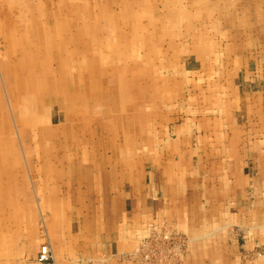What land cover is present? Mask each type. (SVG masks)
<instances>
[{
  "label": "rangeland",
  "instance_id": "1",
  "mask_svg": "<svg viewBox=\"0 0 264 264\" xmlns=\"http://www.w3.org/2000/svg\"><path fill=\"white\" fill-rule=\"evenodd\" d=\"M62 1L64 0H61V1L60 0H52V1L51 0H45V1L44 0H0V116H1L0 117V132H1L0 136H1L2 142H4V139L9 136V132L5 127H7L10 124V126L13 128L11 129L12 131L11 135H12V138L15 140L16 147L19 151L20 161L23 166L22 172L20 173L18 172V179H20L22 182H25L23 183V185L27 189L25 190L22 187L18 189L17 187L18 196H16V193H14V195L12 196L7 194L6 198L9 199V201L16 200L15 204H17V207H15L14 205L8 206L10 204V202H8L6 206L3 205L4 210L2 212V215L0 214V217H1L0 218V236H2L3 238L1 239L0 237V243H1L0 249L2 248L0 250V259L3 261L7 260V262L10 264H55L53 260H51V262L50 261L49 262L41 261L43 263L39 262L40 261L39 254H40L43 244L47 241L46 237H51L52 243H54L53 245H54V249L56 252L57 264H80L81 261H85L87 259L84 253H79V251H77V248L74 245L77 243L78 239L76 236L72 234V232L76 228L79 229L80 224L83 223V221L78 218L73 219L74 214L72 213V211L74 208H77L76 205H72L71 203L68 204L69 198H68L67 191L69 190L70 186H75V184L66 183V182L74 181L75 183H77V179L72 178L71 170L73 172L74 170L71 167L69 168L64 167V174L66 173V175H60L58 172L53 173V171L44 169L43 166L46 160V156L43 155V153L40 154L38 153V151L34 150V149H37L36 142L34 139L46 136L45 130H48V127L52 125L51 124L52 121H50L51 117H53V122L55 125L57 122H59L57 120L58 115L60 114L62 115V112L65 109L62 107L60 108L59 101L50 100V102H48L49 104L48 103L43 104V109L41 110L39 108L40 106L38 107V101L36 97H34L32 92H29L27 90L28 85H26L25 81L23 82L24 77L22 78L23 79L22 82L18 81V86L20 88L19 87L17 88L18 89L17 91H19L17 95L19 97L13 94L14 90L16 89H14V85L13 86L10 85V82L6 79V72H8L6 67L9 63L13 62V60L15 59V58H11V55H10V53L12 52V49H11L12 45L10 44V41L14 40V38H19L21 40L23 38L24 41L34 40L35 38L33 37V32L31 30L33 29L32 28L33 26L37 25L36 22H38V20L44 23L46 26H48V29H49L48 32L50 31L49 32L50 40L52 39L53 43L57 44L58 34H57L56 20L58 21V19H57L56 11L59 10L60 8L59 5H63V3L60 4V2ZM84 1H86L84 2L85 7H88V9L86 8L87 9L86 11H88L87 20L89 21V22L87 21L85 24L90 25L92 21L94 20L96 21V24H103V27H105L104 37H107L106 38L107 44L121 41L122 40V38L120 39L121 34L119 35L120 31L125 33L128 30L127 31L128 34L132 32L133 27H131V25L125 26V23H127L128 25L129 21L124 20V19H119L118 21H115L111 19V20H108L109 21L108 22L106 18L103 19V16H102V12L107 11V9H105L106 7L110 11H112V8H115V9H118L117 10L118 12L119 11L121 12L122 11L121 8L124 7V2L130 3V0H115V1L113 0L112 1L111 0H84ZM107 4L108 6H106ZM114 4H117V5H114ZM203 5H206V6H203ZM133 6H135V10L139 11L137 16H135L137 22L139 21L144 24H148L149 19L146 16V14L147 15L151 14L150 11L147 10L149 6H151V9L153 10L155 14L157 15L159 14L163 17L166 24H170L171 22H173L172 26L168 27L170 28V30L168 31V34L167 33L164 34V30L162 29V27L161 29H157V28L151 29L150 28L147 30V35L152 34V37H151L152 43L150 42L149 45L151 46L153 45L152 46L153 49L156 47L157 48L161 47L165 52L168 53V57L163 62V64L160 63L157 58L155 59L153 58L152 62L148 60L147 58L144 60L143 52H141L142 59H140V61L138 62H135L134 60H124L123 62V59L121 57L120 59L122 60H119V58L117 59L116 55L114 58H112L111 56V58L106 59L104 61L106 66L115 67L117 65L118 69L115 72H113V74L107 73L108 75L106 74V76L103 77V80H100L102 81V83H100V87L101 89H103L107 85L116 86V93L121 101V105H120L121 108L119 109V113L120 115H126L127 122L131 124L130 135L128 136L126 135L127 133L124 134V133L119 132L120 134H118L117 136V132L115 131L114 120L101 116V114L103 115L106 109V106H102L98 103L96 99L97 94L96 92H94V90H91L92 93H91V97L89 101H87L86 99L83 100L84 106H87L89 104L90 106L89 105L88 106L90 108L85 109L82 112L83 118L85 117V115L87 118L85 119V121H83L82 129L84 130L82 129L81 130L84 131V133L87 132L88 133V134L86 133L87 136H89L90 129L91 130L96 129L99 131V135H101V133L103 135L104 134L103 131L99 130L98 127L100 125V122L104 121V123L106 122V125L110 130V134H112V138H115V139L117 138L120 144L127 142L125 140L126 138L125 136L129 138L130 142H135L138 140L135 133H140V135H142L143 134L142 130L144 129V123L142 122V119L138 120L137 116H139L140 114L143 115L144 111L145 112L147 111L150 113V116H151L150 133L153 132V134H150V136L151 137L154 136L153 140L155 138L160 140V130H159L160 123L159 122L161 118H165L164 119L165 121H167L169 118H172V122L170 121L172 124V127L174 128H176L175 126L179 127L178 133H176L175 131L172 132L174 136L167 142L168 150L172 151V148L174 144L177 142V140H179L181 137H184L186 134L190 133L189 125L196 120V118H193L191 116L193 115V113H188L186 111H183L182 109V106L188 103H191L192 101H195L190 95H191V92L193 93V84H196L195 81L198 78L195 76L192 77V72L198 74L197 72H209V68L211 70L213 66L212 64L217 58L213 56V53L219 52L218 49H214L215 47L217 48L216 40L221 39L223 37L225 38L227 36V38L223 39V42L229 41L230 43H234V41L237 42V41H241L245 39L246 41L249 40L252 43V37H254L255 34L257 33L258 41H259L258 44H261L262 46H264V0H212V1L211 0H137L136 2L133 1ZM153 6L155 7V11L153 9ZM214 7L218 9V12L215 14V16H217L214 19L215 21H212V18H211L212 11H213L212 8ZM257 7L261 10V13L259 12L260 10ZM261 7L263 9H261ZM159 8H162V10ZM145 10H146V13H144ZM98 11H100V13ZM209 13L211 14L210 17L208 16ZM10 14L12 15L10 16ZM37 17L39 19H37ZM175 17H177L178 20L180 18V21L178 22L177 20L175 23L174 22ZM209 18L211 19L209 20ZM113 22L121 25L119 27L120 29L117 30L116 28L117 26H115V23ZM22 30L25 34H23ZM251 30L253 31L251 32ZM139 35L143 37L142 34H139ZM139 35L135 37L134 44L139 45V38H138L140 37ZM160 38H162V40ZM208 44L210 45L208 46ZM138 49H140L139 46H138ZM124 52L125 51H123V53ZM49 53L52 57L51 66L53 68H56L58 65V62L55 59L56 56L53 52H49ZM119 53L121 55L122 51H119ZM206 55L208 56V59L206 58L207 57ZM137 65L141 67V70L138 69L139 73L137 71ZM160 65H162L163 67H160ZM152 66L154 68L156 67L157 69H153ZM131 70L134 72H131ZM152 70L153 72H151ZM73 71L74 69L72 70V72ZM78 72H79L78 77L80 76V83L88 82V79L90 78L88 73L90 71L86 70V71H78ZM182 72H188V73L186 74ZM141 74L143 75L141 76ZM155 78L156 79L161 78L162 85H159L157 81L155 80ZM232 79L233 77L230 78V80ZM141 80L143 83L145 82L147 83V86H146L147 90L149 88L148 84L151 81L155 83L154 87H156V90L154 87H151L152 93L155 92L154 94L155 98L154 99L151 98L150 103L148 102V104L143 107L135 106L136 101H138L137 97L140 96L142 92L140 89L141 84H143ZM188 80H190L189 83H188ZM200 82H204V81L200 80ZM20 85L22 86V88ZM19 89L22 90L23 92L20 91ZM169 89H171L172 92H170ZM81 94L83 95V93ZM92 101H96V102H92ZM68 103H71V102L68 101ZM72 104L73 102L71 103V105ZM96 104H98V107H94L96 106ZM29 105H31V107ZM27 113L30 116H27L28 115ZM23 114L25 116H23ZM43 114H46V115L44 116ZM183 118H185V122L182 121ZM186 119L190 121H187ZM47 120L49 121V123H47ZM39 121H42V122L39 123ZM6 122H7V126L5 124ZM60 123L61 122L57 123V125L58 124L60 125ZM41 126L43 128H41ZM180 126H182V128L186 127V129L181 130L182 128ZM132 127L136 128L135 132L134 130H132ZM5 129L7 130V133ZM64 129L66 130L65 126L61 130L64 131ZM192 129L195 130L196 128L192 127ZM24 130H26L27 132H24ZM67 131L71 133L70 130H67ZM199 133L200 131L196 132V135ZM86 135L83 134V137H85ZM49 142L51 143V141ZM113 143L115 145L117 144L116 142H113ZM154 147L155 146H153V142L145 145L144 143L142 144L141 140H139V145L136 146V148L138 149V152L137 153L133 152L131 153L130 156H126L122 154V157H120L119 160L120 159L124 160L125 163H126V160H129L131 163H134V161H136L137 164H140V165L142 164L141 168H144L146 171L150 173L151 171L156 170V168L158 167L157 166L158 164H160L161 162H164V157L162 156V154H159V158H158L157 157L158 155L156 154V152L150 149ZM88 148L91 149L90 145L88 146ZM31 150H34V151H31ZM69 152L70 151H67L66 153H63L62 155H57L52 158V160L57 161V163L60 164V167H59L60 169L64 165L70 166L69 163H73L76 160L78 162L82 161L85 164L86 160H83V159H86L88 157L89 161H91L92 158L95 157V155H97L95 153L94 155H92L93 157H91V155L90 156L87 155V157H85L84 155L77 156ZM37 153L39 157H37ZM109 154L111 153L109 152ZM144 154H147L148 157L146 158ZM117 157L118 156H116L114 159H116ZM166 158L169 159V157L167 156ZM22 175H25V177ZM30 175L33 177V180L30 178ZM53 175L58 176V179H56V182H54L53 180ZM49 179H52L51 182ZM31 180L33 181L32 184L34 185V187H32V184L30 183ZM5 191H6V188L4 189V192ZM34 191H35V194L33 193ZM49 194H54V196L58 197L60 204H62L61 205L62 208L60 209L59 207V212L55 211L56 208L49 205V202L45 200V198L50 196ZM3 197H4V194H3ZM49 201H53V200L49 198ZM20 203H25V205L24 207H22L20 211L22 216L18 218L17 217L18 214L15 215L14 213L16 209L20 206ZM18 209H17V212H19ZM62 210L64 211V213L62 212ZM65 221H69V223ZM45 224L47 226L46 228L44 227ZM73 225L75 226L74 229H72ZM163 225L165 226L162 228L163 233H164V234L162 233L163 234L162 236H163V239L165 238L164 240H166L167 243L171 245L169 246L170 248H174L177 245L176 243L180 241V237L183 235L186 238L185 241H181V244L184 243V245H182L183 249L185 248V245H187V243L191 245V242H192L190 240V238L192 239L191 236L182 232L181 230H178L175 227V225L170 222H164ZM255 225L259 226V223H256ZM260 229L261 227L258 228L257 230H260ZM261 230H264V227ZM155 232L156 230L152 234L150 233L151 235L145 234L144 236H141L138 238H142V240H149V245L151 246V248H155L157 250L159 246H155L156 244L154 240ZM54 233H57L59 237L56 238ZM263 238H264V233H263ZM57 239L60 241L58 242ZM236 239H237L236 241L238 242L237 245H239L241 253H242V260H241L242 263L241 264H254V261L256 258L257 259L258 257L264 258V245L263 244H260L259 246L255 245L253 247L248 248V245H247L248 240L246 236L244 235V233L238 234L236 236ZM163 242L164 241L161 239V243ZM10 252H12L13 254ZM170 253H173V250L168 251L167 256H166V253H164L165 254L164 256L167 258L166 260H168L169 263L171 264H186L187 263V260H186L187 255H188L187 253H183L180 260H178L176 256L170 255ZM257 253L261 254V256L257 255Z\"/></svg>",
  "mask_w": 264,
  "mask_h": 264
},
{
  "label": "bare ground",
  "instance_id": "2",
  "mask_svg": "<svg viewBox=\"0 0 264 264\" xmlns=\"http://www.w3.org/2000/svg\"><path fill=\"white\" fill-rule=\"evenodd\" d=\"M113 1H115V0H113ZM133 1L136 2L137 0H130V3L124 2V7L121 8L122 9L121 12L120 11L118 12L117 11L118 9H115V8H112V11H110V10H108L107 7L105 8V9H107V11L102 12L103 19L106 18L107 21L111 20V19H113L115 21H118L119 19H124V20L129 21L128 22L129 24L127 25V23H125V26L131 25V27H133L132 32L129 34L127 33V31H128L127 29H125V30H127L125 33L120 31L119 35L121 34L120 39L122 38V40L115 42V43L110 42L111 44H107V41H106L107 37H104L105 27H103V24H96L95 20L92 21V23L90 25L85 24L88 21L87 20L88 11H86L88 9V7H85L84 2H86V1H84V0H64V1L60 2V4L63 3V5H59L60 8H59V10L57 9L58 11H56L57 12L56 15H57V19H58V21L56 20L57 34H58L57 44L53 43L52 39L50 40V37H49L50 31L48 32V30H49L48 26H46L44 23L40 22L39 20H38V22H36L37 25L33 26L32 27L33 29L31 30L33 32V37L35 38L34 40H25L24 41L23 38H22V40L19 38H14V40L10 41V44L12 45V48H11L12 52L10 53V55H11V58H15V59L13 60V62L9 63L6 67V69L8 70V72H6V79L10 82V85H12V86L14 85V89H16V90H14L13 94L16 96L17 93L19 92V91H17L18 90L17 88L19 87L18 81L22 82V80H23L22 78L24 77L23 82L25 81L26 85H28L27 90L29 92H32L34 97H36V99L38 101V107L40 106L39 108L41 110L43 109V104L50 102V100L59 101L60 108L62 107L65 109L62 112V115L60 114L57 117L58 119L56 118L59 122H61L60 125L59 124L57 125V123H59V122H57L54 125L53 117H51L50 121H52V123H51L52 125H50L48 127V130H45L46 136L34 139L36 142V148H37L34 150L38 151V153H40V154L43 153V155L46 156V160H45L44 166H43V168L46 170L53 171V173L58 172L60 175H66V173L64 174V167H66V168L71 167L74 170V172L71 170L72 178L77 179V183H78L77 186L78 187H79V185H92V184H94L96 186H101L102 182H107V186L111 190L112 186H114L115 183L118 182V179L121 180L122 183H131V184L137 183L139 181L140 171L141 170L143 171V169L141 168L142 164L141 165L137 164L136 161H134V163H131L129 160H126V163H125L124 160H121V159L119 160V158L122 157V154L126 155V156H130L131 153H133V152L137 153L138 149L136 148V146L139 145V140H141L142 144L144 143L145 145L153 142V146H155V147L150 148V149L152 151L156 152V154L158 155L157 157L159 158V154L165 155V152H167V153L171 152L168 150L167 140H168V138H172L174 136L172 132H174V131L176 133L178 132L174 127H172V124H171L172 118H169V119L167 118L168 119L167 121L164 120L165 118H161V120L159 122L160 123V128H159L160 140L157 138H155L153 140L154 136H152V137L150 136V134H153V132L150 133V118H151V116H150V113L147 111L146 112L144 111L143 115L138 114L139 116H137L138 120L142 119V122L144 123V129L142 130L143 131L142 135H140V133H135L137 138H138V140L135 142H130L129 138L127 136H125L126 137L125 140L127 142L120 144L117 138L116 139L112 138V134H110V130L107 127L106 122L104 123V121L100 122V125L98 127L99 130L103 131V133H104L103 135H102V133H101V135H99V131L96 129L95 130L90 129L89 136L86 135L87 132L84 133V131H82V130H84V129H82L83 128V121H85V119L87 118L86 115L83 118L82 112L85 109L90 108L89 104H88L89 106L88 105L84 106L83 100L86 99L87 101H89V99L91 97V93H92L91 90H94V92H96V94H97L96 99H97L98 103L102 106H106V109H105L103 115L101 114V116L102 117L104 116L105 118H110L111 120H114L115 131L117 132V136L120 133H124V134L127 133L126 135H128V136L130 135L131 124L127 122L126 115H120V113H119V109L121 108V106H120L121 101H120V99L116 93V86H114V85L108 86L107 85L103 89H101V87H100V83H102V81H100V80H103V77L106 76L107 73L113 74V72H115L118 69L117 65H116L117 67L116 66L115 67L114 66H110V67L106 66V64L104 62L106 59L111 58V56H112V58H114L116 55L117 59L118 58H119V60L123 59V62H124V60H134L135 62H138V61H140V59H142L141 58V52H143L144 53V56H143L144 60L147 58L148 60H150L152 62L153 58L154 59L157 58L158 61L163 64V62L168 57V53L165 52L161 47L160 48L156 47L153 49V47H152L153 45L152 46L149 45L150 42L152 43V40H151L152 34L147 35V30L150 28L151 29L152 28L161 29V27H162V29L164 30V34L165 33L168 34V31L170 30V28H168V27L172 26L173 22H171L170 24H166L161 15H159V14L157 15L153 12V10L151 9V6H149L147 9L150 11L151 14L150 15L146 14V16L149 19L148 24H144V23L139 22V21L137 22L135 16H137L139 11L135 10V6H133ZM20 4H22V3H20ZM258 4H259V2H258ZM47 5H49V4H47ZM88 5H90V4H88ZM114 5H117V4H114ZM106 6H108V4ZM203 6H206V5H203ZM260 6H261V4H260ZM153 9L155 11L154 6H153ZM159 9L162 10V8H159ZM212 9H213V11H212V17L211 18H212V21H215L214 19L217 17V16H215V14L218 12V9L215 7ZM261 9H263V8L261 7ZM258 11H257V13H258ZM98 12L100 13V11H98ZM259 12L261 13V10ZM144 13H146V10ZM260 13H259V15H260ZM11 15L12 14H10V16ZM188 16H189V14H188ZM208 16L210 17L211 14L209 13ZM203 17H204V15H203ZM211 18H209V20ZM37 19H39V18L37 17ZM100 19H102V18H100ZM198 19H200V18H198ZM177 20H178V18L175 17L174 22L176 23ZM179 21H180V18H179L178 22ZM113 23H115V22H113ZM83 24H85V25H83ZM221 25H222V23H221ZM115 26H117L116 28L118 30V29H120L119 27L121 25L115 23ZM232 30H233V28H232ZM252 31L253 30H251V32ZM22 32H23V30H22ZM23 34H25V33L23 32ZM139 34H142L143 37H141ZM145 34H146V36H145ZM137 35L140 36V37H138L139 38V45L134 44V40H135V37ZM114 36H115V34H114ZM167 36H169V35H167ZM256 37H258V36L256 35V36L252 37V43L249 40L246 41L245 39L241 40V41H237V42H235L234 41L235 39H234L233 40L234 43H230L229 41L223 42V39L227 38V36L225 38L223 37L221 39L216 40L217 48L215 47L214 49H218L219 52L213 53V56H215L217 58L213 62V64H212L213 66H212L211 70L209 68V72H197L198 74L192 72V77L195 76L198 78L197 80L194 78L196 80L195 81L196 84L192 83L193 84V93L191 92V95H190L193 98V100H195V101H192L191 103H188V104L182 106L183 111L193 113V117H195V118L197 117V116H194L195 114L200 115L201 113H204L206 115V116H204L205 118L209 117L211 120L214 119L215 123L220 122L222 124L223 121L227 119L228 113L232 109V93L230 96V93L228 92V89L230 88L232 82L229 81V77L230 78L233 77V80L235 79L234 76H229L228 74L229 73L235 74V72H244V71L248 70V68L246 66H244L245 63H242V61L245 58H248L249 56L254 58V56H255L254 52H251L250 50H248V48H249V46L254 44V40ZM160 39L162 40V38H160ZM120 45H122V46H120ZM209 45L210 44H208V46ZM138 46L140 49H138ZM124 48H125V50H124ZM174 48H176V47H174ZM227 48H231V50L229 51V50H227ZM119 51H122L121 55H120ZM123 51H125V52L123 53ZM49 52H53L56 56L55 59L58 62V65L56 68H53L51 66L52 57H51ZM232 52H235L236 55L240 56L241 62L239 63V65L233 64L235 61H238V59H236L235 61H233L231 59V57H232L231 53ZM120 57L122 59H120ZM206 58L208 59V56ZM252 62H253L254 67H255L256 66L255 61L253 60ZM185 64H186V62H185ZM151 65H152V63H151ZM160 67H163V66L160 65ZM152 68L157 69L156 67L154 68L153 66H152ZM206 68H208V67H206ZM73 69H74V71L72 72ZM138 69L141 70V67L139 65H137V71H138ZM86 70L90 71L88 73L90 78L88 79V82L80 83V76L78 77V75H79L78 71H86ZM76 72H78V73H76ZM131 72H134V71L131 70ZM151 72H153V70ZM138 73H139V71H138ZM182 73L187 74L188 72H182ZM142 75L143 74H141V76ZM177 78H179V77H177ZM155 80L157 81V83L159 85H162L161 78L160 79L155 78ZM200 80H202L204 82H200ZM141 82H142V80H141ZM189 82H190V80H188V83ZM21 85H23V84H21ZM146 86H147L146 82L141 84L140 89L142 92H141V95L137 97L138 101H136L135 106L143 107V106L147 105L148 102L150 103L151 98H153V99L155 98L154 97L155 92L153 91L154 93H152V90H151V87H154L155 83H153L152 81L149 82L148 90L146 89ZM21 88H22V86H21ZM154 88L156 90V87H154ZM20 91H22V90H20ZM169 91L172 92L171 89H169ZM184 92H185V90H184ZM81 93H83V95ZM226 95L229 96V99L226 98ZM17 97H19V96L17 95ZM68 101H70L71 103L73 102V104L71 105V103H68ZM92 102H96V101H92ZM229 103H230V105H229ZM29 106L31 107V105H29ZM33 106H35V105H33ZM131 106H133V105H131ZM94 107H98V104H96V106H94ZM92 108H93V106H92ZM216 108H218V110H216ZM24 109H25V107H24ZM30 110H31V108H30ZM216 111L219 112V114L216 117H214V115H216ZM43 115L45 116L46 114H43ZM23 116H25V115L23 114ZM27 116H30V115L28 114ZM39 116H41V115H39ZM47 116H49V115H47ZM260 116H261L260 113L257 112V117H260ZM47 118H49V117H47ZM30 119H31V117H30ZM186 120H188V119H186ZM40 122H42V121H39V123ZM43 123H45V122H43ZM47 123H49L48 120H47ZM5 124L7 126V122ZM8 124H9V122H8ZM37 125H36V127H37ZM212 125H213V123H212ZM42 126H41V128H43ZM64 126L66 127V130L64 129V131H62L61 129ZM78 126H80V127H78ZM133 127H132V130H134V132H135L136 128H133ZM5 128L9 132V136H8L9 138L6 137L4 139V142H2V139L0 136V214L1 215H2V212L4 210L3 205L6 206L8 204V202H10V204L8 206L14 205L15 207H17V204H15L16 200H10L9 201V199L6 198L7 194L12 196V195H14V193H16V196H18L17 187H18V189H20V187H22L23 189L27 190L26 187L23 185V183H25V182H22L20 179H18V172L19 173L22 172L23 166H22V163L20 161L19 151L16 147L15 140L12 138V135H11V132H12L11 129H13V128L10 126V124ZM258 128L264 134V123L258 124ZM7 130H6V133H7ZM32 130H33V128H32ZM67 130H70L71 133L68 132ZM24 132H27V131L24 130ZM81 132H83V133H81ZM83 134L86 136L83 137ZM157 140H158V142H157ZM49 141H51V143ZM113 142H116L117 144L115 145ZM92 144H93L94 148H93ZM89 145H90L91 149L88 148ZM119 145L121 146V148ZM101 146H102V148H101ZM175 148L176 147L173 146L172 151L175 150ZM34 150H31V151H34ZM31 151H30V153H31ZM67 151H70L71 153H73L77 156L78 155H84L85 157H87V155H89V156L91 155V157H93L92 155H94L95 153L97 155H95V157H93L91 161H89L88 157L86 159H83V160H86L85 164L82 161L78 162L76 160L73 163H69L70 166L64 165L60 169L59 168L60 164H58L57 161L52 160V158L57 156V155H62L63 153H66ZM109 152L111 154H109ZM38 153H37V157H39ZM171 153H173V152H171ZM77 156H76V158H77ZM116 156H118V157L116 159H114ZM144 156H146V158L148 157L147 154H144ZM90 162H92V163H90ZM157 166H159V164ZM22 176L25 177V175H22ZM30 178L33 180V177L31 175H30ZM56 179H58V176L53 175L54 182H56ZM32 180L30 181L31 184L33 183ZM49 180L51 182L52 179H49ZM66 183H74V181H72V182L67 181ZM124 186H126V185H124ZM32 187H34L33 184H32ZM5 188H6V191L4 192ZM33 193L35 194V191ZM3 194H4V197H3ZM49 195L50 196L45 198V200L47 202H49V205L56 208L55 211L59 212V207L61 209L62 204H60L58 197L54 196V194H49ZM98 197H100V195H97V198ZM49 198L53 201H49ZM37 202H39V201H37ZM68 204H70V202H68ZM24 205H25V203H20V206L18 207L19 209L17 208L19 212H17V209H16V211L14 213L15 215L18 214V216H17L18 218H20L22 216L20 211H21L22 207H24ZM67 206H69V205H67ZM84 206L85 205H83L82 207H84ZM96 206L98 208V205H96ZM64 207H66V206H64ZM91 207L93 208V206L88 205V210L92 209ZM24 210H26V209H24ZM79 211L81 212V210H79ZM62 212L64 213L63 210H62ZM90 218L91 217H89L87 215L85 217V220L86 219L88 220ZM65 222L69 223V221H65ZM23 224H24V222H23ZM85 224H86V222H85ZM163 224H164V222H160L157 220L156 221L151 220L147 223V226H145V228H143L144 231L142 233L140 232L141 234L139 235L140 237L144 236L145 234L149 235L150 233L152 234L156 230L154 240L156 243L155 246H159L157 248V250L155 248H151V246L149 245V240H142V238H138L133 249L131 248L132 249L131 254L126 255L130 261H138L139 264H171V263H169L168 260H166L167 258L164 256L165 255L164 253H166V256H167L168 255L167 252L170 250H173V253H170V255L176 256V258L178 260L181 259L183 253L188 254L189 243H187V245H185L184 249L182 246V245H184V243L181 244V241L186 240L184 235L181 237L179 236L180 241H178V243H176L177 245L175 247L173 246L174 248L169 247L171 245H169V243H167V241L164 240L165 238L163 239V236H162L164 234L162 228L165 226ZM44 227L45 228L47 227L46 224L44 225ZM74 228H75V226L73 225L72 229H74ZM28 229H29V227H28ZM78 231H79V229L76 228L73 231L74 233L72 232V234L74 236H76L77 239H79L78 235H77ZM171 233H173V232H171ZM54 235L56 238L59 237V235H57V233H54ZM166 235H167V233H166ZM0 237H1V239H3L2 236H0ZM161 239L164 241L163 243H161ZM46 240L47 241L43 244L41 251H42L43 247H45L47 249V251L50 252V256L52 257V260L54 261V263L57 264L56 252H55L54 245H53L54 243H52L51 237H46ZM59 241L60 240H58V242ZM79 242H80V240H78L77 243L74 245L77 248V250H80L83 247V246L79 245ZM0 245H1V243H0ZM10 253H12V252H10ZM41 261L42 260L40 259L39 262H41ZM41 263H43V262H41ZM0 264H10V263H8L7 260L3 261L0 259Z\"/></svg>",
  "mask_w": 264,
  "mask_h": 264
},
{
  "label": "crops",
  "instance_id": "3",
  "mask_svg": "<svg viewBox=\"0 0 264 264\" xmlns=\"http://www.w3.org/2000/svg\"><path fill=\"white\" fill-rule=\"evenodd\" d=\"M258 42L256 37L248 48L254 58L242 61L248 70L229 73L235 77H229L232 109L222 124L195 114L190 133L176 139L175 150L162 155L155 171L142 168L137 183L118 179L111 190L107 182L69 187V202L77 207L73 219L83 221L77 232L83 247L77 251L87 259L80 264H139L126 255L151 220L170 222L192 237L186 264H241V233L248 248L264 245V134L258 128L264 123V46ZM231 55L239 65L240 56ZM254 264H264V258Z\"/></svg>",
  "mask_w": 264,
  "mask_h": 264
},
{
  "label": "built area",
  "instance_id": "4",
  "mask_svg": "<svg viewBox=\"0 0 264 264\" xmlns=\"http://www.w3.org/2000/svg\"><path fill=\"white\" fill-rule=\"evenodd\" d=\"M39 256L43 262H48L52 260V257L50 256V252H48L45 247H43L42 251H40Z\"/></svg>",
  "mask_w": 264,
  "mask_h": 264
}]
</instances>
